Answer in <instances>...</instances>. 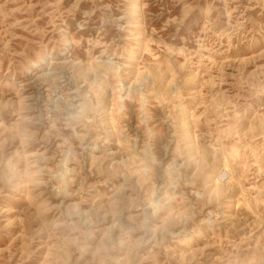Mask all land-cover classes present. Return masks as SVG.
Listing matches in <instances>:
<instances>
[{
    "label": "rangeland",
    "instance_id": "374dc122",
    "mask_svg": "<svg viewBox=\"0 0 264 264\" xmlns=\"http://www.w3.org/2000/svg\"><path fill=\"white\" fill-rule=\"evenodd\" d=\"M0 264H264V0H0Z\"/></svg>",
    "mask_w": 264,
    "mask_h": 264
},
{
    "label": "bare ground",
    "instance_id": "6f19581e",
    "mask_svg": "<svg viewBox=\"0 0 264 264\" xmlns=\"http://www.w3.org/2000/svg\"><path fill=\"white\" fill-rule=\"evenodd\" d=\"M41 60H42V59H41ZM133 61H135V57H133V58L130 59V62H133ZM39 62L42 63V61H39ZM35 66H36L35 63H32V64H31V69H32V68H33V69L36 68ZM88 67H89L90 70L93 68L92 65H88ZM44 75H46V74H44ZM46 76H47V75H46ZM182 111H183V110H182ZM183 121H184V120H183Z\"/></svg>",
    "mask_w": 264,
    "mask_h": 264
}]
</instances>
